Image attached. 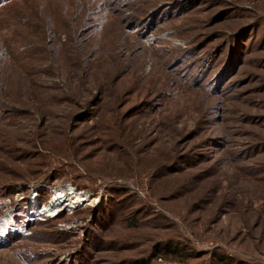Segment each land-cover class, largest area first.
I'll list each match as a JSON object with an SVG mask.
<instances>
[{
  "label": "rangeland",
  "instance_id": "1",
  "mask_svg": "<svg viewBox=\"0 0 264 264\" xmlns=\"http://www.w3.org/2000/svg\"><path fill=\"white\" fill-rule=\"evenodd\" d=\"M140 259L264 264V0H1L0 264Z\"/></svg>",
  "mask_w": 264,
  "mask_h": 264
},
{
  "label": "trees",
  "instance_id": "2",
  "mask_svg": "<svg viewBox=\"0 0 264 264\" xmlns=\"http://www.w3.org/2000/svg\"><path fill=\"white\" fill-rule=\"evenodd\" d=\"M1 1V0H0ZM233 58V57H232ZM231 58V59H232ZM172 242L173 241H175V242H173L174 243V246H169V250H168V252L170 253V254H173L174 252H177L176 251V249H178V248H180L179 247V244L181 243L180 241H178V240H176V239H173V240H171ZM177 242L179 243V244H177ZM173 249V250H172ZM164 250H166V249H164ZM163 250V251H164ZM168 252H163V254L165 253H168ZM154 258H158V257H156L155 256V254H154ZM146 260L147 259H140L138 262H137V264H147L146 263ZM212 264H232L229 260H226V259H219L218 260V262L217 263H212ZM234 264H250V263H245V262H242V261H237V262H235Z\"/></svg>",
  "mask_w": 264,
  "mask_h": 264
},
{
  "label": "bare ground",
  "instance_id": "3",
  "mask_svg": "<svg viewBox=\"0 0 264 264\" xmlns=\"http://www.w3.org/2000/svg\"><path fill=\"white\" fill-rule=\"evenodd\" d=\"M52 205V204H51Z\"/></svg>",
  "mask_w": 264,
  "mask_h": 264
}]
</instances>
